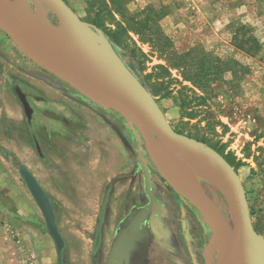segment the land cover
Listing matches in <instances>:
<instances>
[{"label":"rangeland","instance_id":"obj_1","mask_svg":"<svg viewBox=\"0 0 264 264\" xmlns=\"http://www.w3.org/2000/svg\"><path fill=\"white\" fill-rule=\"evenodd\" d=\"M62 1L107 41L174 131L210 146L235 169L253 226L264 238V0ZM39 11H44L40 20ZM22 13L38 25L59 28L58 17L37 0L27 8L22 3ZM242 26L246 29L238 33ZM116 34L120 43L109 40ZM250 37L260 44L257 53ZM11 112L21 122L20 113ZM112 113V122L123 121L129 154L115 147L118 157L111 149L107 162L97 158L83 162L86 166L75 159L72 143L58 150L47 144L51 161L45 163L29 136L0 130V148L7 152L0 149V264H60L21 166L32 171L52 200L65 240L63 264H107L118 236L150 203L142 163L150 169L156 200L154 228L149 211L139 240L117 264H207L213 229L197 205L200 200L179 194L159 173L143 137ZM160 157L165 164L161 149ZM115 177L122 178L118 185L111 183ZM199 185L233 228L220 192L206 181Z\"/></svg>","mask_w":264,"mask_h":264},{"label":"water","instance_id":"obj_2","mask_svg":"<svg viewBox=\"0 0 264 264\" xmlns=\"http://www.w3.org/2000/svg\"><path fill=\"white\" fill-rule=\"evenodd\" d=\"M37 1L53 11L59 19V27H69L82 33L84 30L95 33L62 0ZM24 21L21 0H0V28L19 50L27 58L67 83L86 99L107 111L117 113L123 117L133 127L134 134L136 136L140 134L143 137L150 158L159 173L179 194L185 196L175 186L162 165L159 157L161 147L169 148L176 145L188 153L198 166L199 173L204 181L213 185L220 192L229 206L231 215L236 217L239 225V236L234 246L224 256H220L217 263L264 264V238L257 233L253 226L246 193L240 177L225 158L205 143L174 131L157 109L145 88L126 69L111 49L112 55L119 64L123 76L130 85L136 88L138 92L137 96L133 95L129 86L122 84L105 71L104 62L100 58V50L90 39L86 41L87 53L84 62L74 63L57 59L48 48L43 47L36 41L34 35L27 29ZM67 50L69 51L70 48L68 47ZM22 103L26 112L27 110L30 112L24 98L22 99ZM27 114L30 116L28 112ZM37 151L42 156L38 143ZM143 171L145 191L150 203L135 215L129 225L118 236L113 244L107 264H117L119 258L128 257L134 242L138 239V234L149 211H151V226L154 228L153 219L156 216V200L152 191L150 170L146 164H143ZM20 173L42 213L48 233L55 244L60 264H63L62 257L65 249V240L57 224L56 210L52 200L34 174L26 166L20 167ZM200 200L201 203L197 205L203 209L204 215L218 210L205 193H203ZM212 233V242L205 250L207 264H210L212 253L216 247L214 232L212 231ZM99 242L100 232H98L96 245Z\"/></svg>","mask_w":264,"mask_h":264},{"label":"crops","instance_id":"obj_3","mask_svg":"<svg viewBox=\"0 0 264 264\" xmlns=\"http://www.w3.org/2000/svg\"><path fill=\"white\" fill-rule=\"evenodd\" d=\"M2 37L0 30V43L2 41L4 43V46L0 47V130L4 131L3 133L19 132L29 136L28 139L30 138V143L36 151L37 143L39 144L42 156L38 154L45 163L47 160L51 161V155H49L51 151L48 152L45 148L47 144L50 150H58L59 146L65 145V143L74 144V149L78 154L73 155L75 159L82 162L80 165L83 166L87 165L83 162L97 158L107 162L108 155L112 152L111 149L115 150V157H118L116 154L118 150L115 147L120 146L126 155L129 154L127 153L128 142L124 141V125L122 123L112 122L114 121L113 116L107 114V110L95 103L91 105L82 100L80 96L70 92L65 87L64 81L62 83L60 80H53L47 74L50 72L27 58L11 39L9 40L7 36L6 39ZM10 41L16 47L9 45L8 48L6 42L11 43ZM42 77L45 80H41ZM28 92L35 96L38 95L45 102L30 103ZM21 98L27 102L30 116H28ZM74 99H77L79 103L70 105L67 102H73ZM11 110L20 113L21 122H17L18 120L15 118L17 116ZM10 124L12 125L10 126ZM115 129L118 130L117 133L114 132ZM0 134H2L1 131ZM0 149L6 155L5 148ZM120 157L123 160L121 154ZM112 168L116 171L118 169L114 166ZM113 182L115 181L112 180L111 183ZM118 182L116 181L115 184L118 185Z\"/></svg>","mask_w":264,"mask_h":264},{"label":"bare ground","instance_id":"obj_4","mask_svg":"<svg viewBox=\"0 0 264 264\" xmlns=\"http://www.w3.org/2000/svg\"><path fill=\"white\" fill-rule=\"evenodd\" d=\"M22 3L27 8L30 0H21V9ZM38 15V20H40L44 16V11H39ZM24 19L27 29L34 35L36 41L43 47L48 48L57 59L74 63L84 62L87 53L86 41L90 39L100 50V58L104 62L105 71L114 79L129 86L133 95L137 96L138 92L136 88L130 85L123 76L108 43L102 36L97 33H91L89 30H84L82 33L64 26L48 29L42 25L36 24V22L30 20L27 16L24 17ZM68 47L70 48L69 51L67 50ZM27 112L30 114L28 110ZM161 151H163L164 156H166L164 157L165 164L159 152L160 160L175 186L181 190L188 199L198 198L200 200L203 192H200L201 187L199 183L204 181V179L200 175L199 168L191 156L176 145L169 148L161 147ZM206 216L212 224L216 243V247L212 253V259L219 261L220 256H224L226 252L234 246L239 236V225L236 217L231 215L233 223L232 228L219 210L206 213Z\"/></svg>","mask_w":264,"mask_h":264},{"label":"flooded vegetation","instance_id":"obj_5","mask_svg":"<svg viewBox=\"0 0 264 264\" xmlns=\"http://www.w3.org/2000/svg\"><path fill=\"white\" fill-rule=\"evenodd\" d=\"M53 80H55V81H59L60 79H58L57 77H55L53 74H51V73H47ZM60 82H62L63 83V81H61L60 80ZM64 85H66V83L64 82ZM44 86V85H43ZM68 86V85H67ZM32 89V88H31ZM32 91V90H31ZM27 95H28V99H29V101H30V103H32V104H35V103H39V102H45V100H42L43 98H41V97H39L38 95L37 96H35V95H33L32 93H27ZM75 101H73V102H71V101H67L70 105H73V103L74 104H78L79 102L77 101V99H74ZM34 114H36V113H34ZM108 114H110V116L111 115H113V113L112 112H108ZM115 115V114H114ZM113 118V117H112ZM114 120V119H113ZM115 122H119V123H122L123 121L121 120V119H116V121ZM141 167H142V173H143V175H144V171H143V163L141 164ZM150 170V169H149ZM120 179H122V178H120ZM120 179H118V178H116L114 181H120ZM139 240V239H138ZM141 240V239H140Z\"/></svg>","mask_w":264,"mask_h":264},{"label":"trees","instance_id":"obj_6","mask_svg":"<svg viewBox=\"0 0 264 264\" xmlns=\"http://www.w3.org/2000/svg\"><path fill=\"white\" fill-rule=\"evenodd\" d=\"M97 25H99V24H97ZM245 29H246V27H245V26H242V27L238 30V33L244 31ZM118 34H121V33L119 32ZM107 38H108V37H107ZM250 38H252V37H250ZM252 39H253V41H254V43H255L253 49L256 50L255 53H257V52L260 50V44H259V42H258V40H257L256 38H255V39L252 38ZM109 40L114 41V42H116V43H120L119 35H117V34H116V35H113V36H112V39L109 38ZM240 49H241V45H240Z\"/></svg>","mask_w":264,"mask_h":264}]
</instances>
